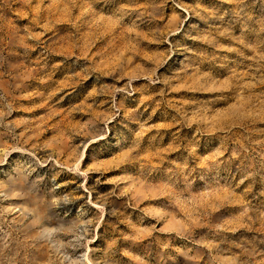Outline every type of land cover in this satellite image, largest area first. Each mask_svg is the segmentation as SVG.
<instances>
[{"label": "rangeland", "instance_id": "obj_1", "mask_svg": "<svg viewBox=\"0 0 264 264\" xmlns=\"http://www.w3.org/2000/svg\"><path fill=\"white\" fill-rule=\"evenodd\" d=\"M0 264H264V0H0Z\"/></svg>", "mask_w": 264, "mask_h": 264}]
</instances>
